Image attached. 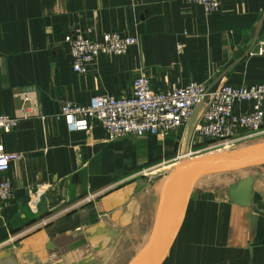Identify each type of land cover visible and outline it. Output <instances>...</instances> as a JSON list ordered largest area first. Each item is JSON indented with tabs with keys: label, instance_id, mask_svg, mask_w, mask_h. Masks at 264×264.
<instances>
[{
	"label": "crops",
	"instance_id": "0c3cea01",
	"mask_svg": "<svg viewBox=\"0 0 264 264\" xmlns=\"http://www.w3.org/2000/svg\"><path fill=\"white\" fill-rule=\"evenodd\" d=\"M77 29L91 30L92 39L137 35L139 44L122 56L100 55L81 75L66 43ZM263 41L264 0H221L215 13L186 0H0V115L36 111L0 134L5 150L21 156L6 175L14 192L0 244L41 242L48 264H128L158 214L166 176L153 173L174 169V158L207 142L186 128L164 139L109 141L97 123L70 131L58 119L62 106L130 97L141 69L165 93L192 82L211 91L262 84L264 55L251 53ZM149 178L158 186L144 197ZM247 179L251 206L243 207L229 188ZM153 264H264V165L195 181L174 238Z\"/></svg>",
	"mask_w": 264,
	"mask_h": 264
},
{
	"label": "built area",
	"instance_id": "2783aa9c",
	"mask_svg": "<svg viewBox=\"0 0 264 264\" xmlns=\"http://www.w3.org/2000/svg\"><path fill=\"white\" fill-rule=\"evenodd\" d=\"M202 5L207 13L219 10L221 0H186ZM91 30L84 33L77 29L66 38L72 68L77 74H85L87 67L100 55L122 56L139 44L137 35L122 36L118 33L92 39ZM251 55H264V41ZM249 103L247 114H237L235 107ZM36 114L32 107H25L17 115H0V134L10 133L22 120ZM58 119H63L70 131H89L94 123L107 133L108 140L124 137L155 136L164 139L180 128L191 129L210 144L205 149H190L173 159L175 165L185 158H196L205 150L215 149L219 154L237 150L251 141H264V83L252 86L225 84L217 90H209L206 84L190 83L170 92L156 91L146 71L141 69L133 81L130 97L117 98L96 95L88 105L67 102L62 106ZM21 159L16 153H8L0 141V221H5L4 205L13 197V185L6 175L13 161ZM145 175L148 171L143 172ZM94 196L83 201L92 202Z\"/></svg>",
	"mask_w": 264,
	"mask_h": 264
},
{
	"label": "water",
	"instance_id": "95a60500",
	"mask_svg": "<svg viewBox=\"0 0 264 264\" xmlns=\"http://www.w3.org/2000/svg\"><path fill=\"white\" fill-rule=\"evenodd\" d=\"M264 165V142L227 154L185 158L172 170L168 190H164L152 233L128 264H153L174 238L180 224L186 195L195 181L210 174L233 173ZM253 180L229 188L234 204L251 206ZM256 219V216L252 218Z\"/></svg>",
	"mask_w": 264,
	"mask_h": 264
},
{
	"label": "rangeland",
	"instance_id": "374dc122",
	"mask_svg": "<svg viewBox=\"0 0 264 264\" xmlns=\"http://www.w3.org/2000/svg\"><path fill=\"white\" fill-rule=\"evenodd\" d=\"M264 141H251V142H247L243 145H241V147H238V149L241 148H245L254 144H258V143H262ZM207 147H210L209 143L203 144L202 146H200L199 148L196 149H205ZM235 151V150H233ZM231 152V151H230ZM229 152H227L226 150L222 151L219 154H227ZM215 153V149L213 150H205L203 152H201L200 154H196L195 157H201V156H206V155H214ZM217 154V155H219ZM176 166V165H175ZM173 165L172 164H168V166H166V168H160L158 171L156 170L153 174H158L159 172H161L160 174H158L159 176H157L159 179L161 177H165L166 179L164 181H162L161 184V199L163 197V193H165L164 190H168V186H169V181L171 179V175H172V169H173ZM161 175V176H160ZM147 177H151V174H149ZM151 181L149 183V185L147 187H145L143 189L144 193V197L149 196L150 194H152L151 189H155V187L158 186V182H155L154 180L150 179ZM157 183V185H155ZM160 184V183H159ZM160 199V201H161ZM0 264H48L46 261V256H45V252H44V247H43V243L41 242H31V240L29 238L25 239V240H21V239H16L14 237L7 239L6 241H4L3 243L0 244Z\"/></svg>",
	"mask_w": 264,
	"mask_h": 264
}]
</instances>
